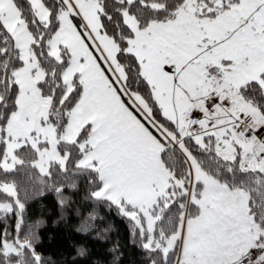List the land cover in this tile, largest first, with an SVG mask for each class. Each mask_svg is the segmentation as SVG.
I'll list each match as a JSON object with an SVG mask.
<instances>
[{
  "label": "snow or ice",
  "instance_id": "6c2138e0",
  "mask_svg": "<svg viewBox=\"0 0 264 264\" xmlns=\"http://www.w3.org/2000/svg\"><path fill=\"white\" fill-rule=\"evenodd\" d=\"M82 188L147 264H264V0H0V264Z\"/></svg>",
  "mask_w": 264,
  "mask_h": 264
},
{
  "label": "trees",
  "instance_id": "16d2710c",
  "mask_svg": "<svg viewBox=\"0 0 264 264\" xmlns=\"http://www.w3.org/2000/svg\"><path fill=\"white\" fill-rule=\"evenodd\" d=\"M70 195L64 206L54 191L22 195L24 231L43 264H147L129 221L115 206L85 199L83 188ZM15 223V215L0 216V230L13 229Z\"/></svg>",
  "mask_w": 264,
  "mask_h": 264
}]
</instances>
